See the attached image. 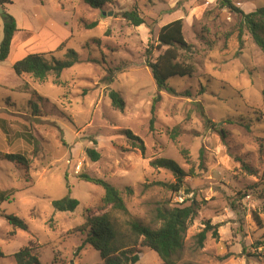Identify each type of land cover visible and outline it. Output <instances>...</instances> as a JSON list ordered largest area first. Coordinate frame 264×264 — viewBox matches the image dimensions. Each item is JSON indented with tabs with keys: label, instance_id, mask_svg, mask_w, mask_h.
I'll list each match as a JSON object with an SVG mask.
<instances>
[{
	"label": "rangeland",
	"instance_id": "rangeland-1",
	"mask_svg": "<svg viewBox=\"0 0 264 264\" xmlns=\"http://www.w3.org/2000/svg\"><path fill=\"white\" fill-rule=\"evenodd\" d=\"M12 1L4 7L19 30L11 57L0 61V118L7 128L0 126V151L25 153L31 164L25 169L0 158V190L10 194L0 202V264H17L14 254L30 243L41 264H103L97 250L83 245L86 232L77 230L87 216L108 212L122 239L132 221L158 228L160 210L189 204L196 214L178 264H264V52L242 14L221 0H115L102 9L83 0ZM233 3L245 13L264 6V0ZM131 9L145 23L123 18ZM179 18L192 45L181 59L197 70L168 81L177 94L159 93L146 49L152 47L154 62L163 50L160 28ZM94 21L98 25L87 28ZM2 38L0 14V44ZM23 43L27 52H46L49 60H64L74 49L80 62L59 79L17 75L13 60ZM109 69L115 70L111 83L105 80ZM112 89L124 98L123 111L112 105ZM126 129L143 139L145 155L131 145ZM30 132L32 143L20 136ZM161 157L188 173L178 192L167 186L176 181L173 172L151 164ZM83 173L115 185L127 212L104 206V187L83 180ZM66 197L79 200L75 211L53 207V200ZM9 214L29 228H14ZM207 223L212 228L199 246L196 235ZM137 249L135 264H163L155 251Z\"/></svg>",
	"mask_w": 264,
	"mask_h": 264
},
{
	"label": "trees",
	"instance_id": "trees-1",
	"mask_svg": "<svg viewBox=\"0 0 264 264\" xmlns=\"http://www.w3.org/2000/svg\"><path fill=\"white\" fill-rule=\"evenodd\" d=\"M114 1L83 0L85 4L95 9H102L106 4L113 3ZM12 2V0H0V5L4 8L1 14L3 19V38L0 44V61H4L9 57L13 39L19 30L16 18L4 7L5 4H11ZM221 3L223 6H227L242 14L244 26L249 30L255 43L264 52V6L255 11L245 13L242 9L234 5L233 0H221ZM122 16L135 26H140L145 23L144 18L140 16L136 9L124 11ZM97 25V21L86 24L87 28H93ZM63 45L64 42L61 43L59 48L61 49ZM158 47L163 50L154 62L151 60L152 47L150 46L146 49V65L151 69L159 93L165 90L170 94H177L175 88L170 86L168 81L173 77H192L197 70L193 63L181 59L182 51H190L192 49V45L185 38L184 21L182 18L173 20L160 28L158 33ZM53 53L50 52V54ZM47 55L46 52H30L23 58L17 60L13 64V69L17 75L28 74L37 80L45 81L51 74H54L59 79L64 69L80 62L79 54L74 49L67 50L64 60H57L54 56H52V60H49ZM114 78L115 70L109 69L105 80L111 83L114 81ZM87 91L88 89L84 91V94ZM30 93L38 99L43 98L36 90H32ZM159 93L154 98V105L161 98ZM109 96L115 108L121 111L125 109V100L119 91L112 89L109 91ZM262 96L264 104V88L262 90ZM31 104L33 105L34 111L38 112V104L32 100ZM0 126L7 132L6 121L2 118H0ZM124 132L130 140L131 145L134 148H139L142 154L145 155L146 146L143 139L130 129H126ZM176 134L177 131L174 130V133H172L173 139L176 138ZM32 135L30 132L23 133L20 136L29 143H32V139L34 138ZM87 153L94 161L100 158V153L94 148H89ZM0 158L15 162L25 167V169L31 164L28 155L21 152L0 151ZM151 164L154 167L166 168L173 172L176 181L167 184V186L174 192H178L184 186L188 173L176 160L161 157L152 160ZM80 177L85 181H90L104 187L105 193L101 200L104 206H111L114 210L127 212V206L121 191L111 182L100 177H91L84 173ZM9 195H7V192L0 190V202L9 198ZM79 204V200L73 197L52 201V205L56 210L66 212L75 211ZM195 214L196 208L193 204L160 210L158 219L161 221V225L158 228L139 221H132L130 223V233L122 239L119 237L118 231L108 212L87 216L85 223L79 226L77 230L86 232L87 235L83 245L90 244L97 250L103 260V264L137 263L140 260L138 246L147 247L155 251L163 264H178L185 249V239L190 223L195 217ZM6 218L14 228L23 230L29 228L28 224L16 215L9 214L6 215ZM211 228L212 225L207 223L204 229L196 235L199 246H203ZM213 234L217 236L218 233L215 230ZM3 256L5 254L0 250V257ZM14 258L17 264H41L39 256L36 253V246L32 243L22 247L14 254Z\"/></svg>",
	"mask_w": 264,
	"mask_h": 264
},
{
	"label": "crops",
	"instance_id": "crops-1",
	"mask_svg": "<svg viewBox=\"0 0 264 264\" xmlns=\"http://www.w3.org/2000/svg\"><path fill=\"white\" fill-rule=\"evenodd\" d=\"M5 9H6V8H5ZM6 10H7V9H6ZM16 36H17V34H16ZM16 36H15V37H16ZM13 45H15V39H14V41L12 42L11 53H10V55H9L8 58H10L11 55H12L13 48H14ZM17 50H18V53H17L16 58L13 60V64H14L17 60L23 58V57L26 56L28 53H30V52H27V51H26V44H25V43H23V44L21 45V47H18ZM8 58H7V59H8Z\"/></svg>",
	"mask_w": 264,
	"mask_h": 264
},
{
	"label": "built area",
	"instance_id": "built-area-1",
	"mask_svg": "<svg viewBox=\"0 0 264 264\" xmlns=\"http://www.w3.org/2000/svg\"><path fill=\"white\" fill-rule=\"evenodd\" d=\"M178 200L180 201V203H183L185 201V197L183 195H179Z\"/></svg>",
	"mask_w": 264,
	"mask_h": 264
},
{
	"label": "water",
	"instance_id": "water-1",
	"mask_svg": "<svg viewBox=\"0 0 264 264\" xmlns=\"http://www.w3.org/2000/svg\"><path fill=\"white\" fill-rule=\"evenodd\" d=\"M3 11H4V8L2 7V5H0V14H2ZM104 14H105V12H104ZM112 14H113L112 11L109 12V15H112Z\"/></svg>",
	"mask_w": 264,
	"mask_h": 264
}]
</instances>
